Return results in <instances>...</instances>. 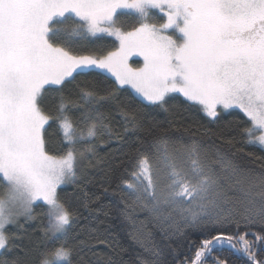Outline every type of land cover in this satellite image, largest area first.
<instances>
[{
  "label": "snow or ice",
  "instance_id": "1",
  "mask_svg": "<svg viewBox=\"0 0 264 264\" xmlns=\"http://www.w3.org/2000/svg\"><path fill=\"white\" fill-rule=\"evenodd\" d=\"M85 36L118 47L82 55L72 38ZM133 53L142 67L129 66ZM93 69L114 77L108 88L76 83ZM127 88L136 95L125 101ZM173 93L212 120L239 109L242 143L264 151V0H0V264H122L125 249L99 228L77 230L78 214L59 195L106 163L96 142L112 139L124 159L111 195L139 248L133 264H169L148 225L165 240L200 232L191 264H228L221 252L264 264V156L224 151L196 132L139 137L138 112H167ZM50 122L60 134L54 147ZM38 218L39 242L18 252L25 224Z\"/></svg>",
  "mask_w": 264,
  "mask_h": 264
},
{
  "label": "trees",
  "instance_id": "2",
  "mask_svg": "<svg viewBox=\"0 0 264 264\" xmlns=\"http://www.w3.org/2000/svg\"><path fill=\"white\" fill-rule=\"evenodd\" d=\"M127 30H130V25ZM72 39L80 40L82 47L78 49V52L82 55H106L108 51H114L118 47V41L111 37H106L103 43L96 45L89 43L94 39L93 37L85 36L82 40L80 38ZM113 81L114 77L110 74L95 69L90 70L86 75L77 76L76 79V83L96 87L101 91L108 88ZM129 94L136 95L130 88H127L121 99L126 101ZM139 99L137 97V100ZM53 104V94H46L43 102L45 110L51 109ZM166 107L168 108L167 112L153 106L138 112L137 120L143 123V128L138 133L139 137L151 140L152 136L167 134L172 137L183 136L187 139L191 133L196 132L198 136H203L206 143L215 142L224 151L235 152L237 148H243L245 153L264 156V151L258 146H248L242 143L239 135L242 127L241 121L247 118L239 110L230 109L226 112H219L218 117L212 120L199 110L198 105H191L190 102L185 101L178 94L171 95ZM72 115L75 117L79 113L73 111ZM110 120L114 129L120 132L123 131V120L118 114L112 113ZM50 124V127L46 126L48 128L46 139L49 146L54 147L59 142L60 134L58 133V125L51 122ZM229 138L233 139L236 147L226 143ZM105 140L108 141V137H105ZM96 143L98 144L97 152L100 157L105 158L106 163L87 170L89 173L88 182L80 181L78 182L79 186L71 184L61 186L59 195L62 199L69 201L71 209L78 214L77 230L81 227L99 228L102 233L110 235L113 243L125 249L120 253L122 264H133L139 248L129 237L130 225L128 221L119 212L121 207L119 197L111 195L112 189L119 182L120 174L123 171V166L119 165L124 157L115 152L119 146L117 140L112 139L104 145H100L98 141ZM122 151H127V149H122ZM105 188L108 189L107 194L104 192ZM85 203H88L87 208L84 207ZM39 213L40 209L36 208L34 215L39 217ZM40 223L38 218L34 222L25 224L26 234L16 241L20 246L17 248L18 252L21 249H32L39 242L41 235ZM146 231L152 232L156 242L167 246L166 259L169 264H190L195 256L196 249L200 246V241L204 238L200 232L192 229H186L183 236L177 235L167 240L162 239L160 232L151 225H148ZM97 250L101 253L111 251L105 245H99ZM21 254L23 253L21 252ZM217 255L220 258H226L228 264H242L244 259L239 253L229 255L228 252H221ZM208 262L211 263V258Z\"/></svg>",
  "mask_w": 264,
  "mask_h": 264
},
{
  "label": "rangeland",
  "instance_id": "3",
  "mask_svg": "<svg viewBox=\"0 0 264 264\" xmlns=\"http://www.w3.org/2000/svg\"><path fill=\"white\" fill-rule=\"evenodd\" d=\"M153 11H155V10H153ZM157 15H159V13H157ZM131 30V29H130ZM128 64H129V66H131L132 68H139V67H142L143 66V63H144V61H143V57L142 56H140V55H138L137 53H133V54H131L129 57H128ZM107 73V72H106ZM108 74H110V73H108ZM111 75V74H110ZM131 89V88H130ZM132 90V89H131ZM133 91V90H132ZM173 94H178V95H180L179 93H173ZM170 95H172V94H170ZM181 96V95H180ZM231 109H235V108H231ZM230 109H228V110H224V109H219V112H226V111H229ZM237 110H239V109H237ZM21 222H24L23 220H21ZM191 264V263H190Z\"/></svg>",
  "mask_w": 264,
  "mask_h": 264
},
{
  "label": "flooded vegetation",
  "instance_id": "4",
  "mask_svg": "<svg viewBox=\"0 0 264 264\" xmlns=\"http://www.w3.org/2000/svg\"><path fill=\"white\" fill-rule=\"evenodd\" d=\"M208 264H211V263L208 262Z\"/></svg>",
  "mask_w": 264,
  "mask_h": 264
}]
</instances>
